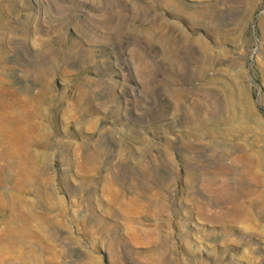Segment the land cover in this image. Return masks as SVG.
Here are the masks:
<instances>
[{"label":"rangeland","instance_id":"obj_1","mask_svg":"<svg viewBox=\"0 0 264 264\" xmlns=\"http://www.w3.org/2000/svg\"><path fill=\"white\" fill-rule=\"evenodd\" d=\"M0 264H264V0H0Z\"/></svg>","mask_w":264,"mask_h":264}]
</instances>
